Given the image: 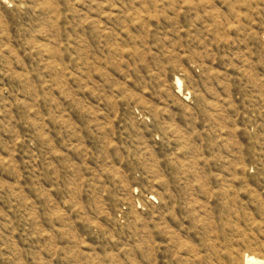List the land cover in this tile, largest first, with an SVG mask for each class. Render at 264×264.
Segmentation results:
<instances>
[{
    "label": "rangeland",
    "instance_id": "374dc122",
    "mask_svg": "<svg viewBox=\"0 0 264 264\" xmlns=\"http://www.w3.org/2000/svg\"><path fill=\"white\" fill-rule=\"evenodd\" d=\"M251 259L264 0H0V264Z\"/></svg>",
    "mask_w": 264,
    "mask_h": 264
},
{
    "label": "bare ground",
    "instance_id": "6f19581e",
    "mask_svg": "<svg viewBox=\"0 0 264 264\" xmlns=\"http://www.w3.org/2000/svg\"><path fill=\"white\" fill-rule=\"evenodd\" d=\"M249 261H250V260H249ZM251 262H252V263L254 262V264H262V263L258 262L257 260L255 261V260H253V259H251Z\"/></svg>",
    "mask_w": 264,
    "mask_h": 264
}]
</instances>
